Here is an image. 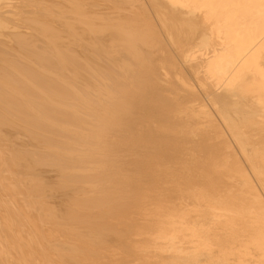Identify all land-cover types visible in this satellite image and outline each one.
<instances>
[{"label":"bare ground","instance_id":"obj_1","mask_svg":"<svg viewBox=\"0 0 264 264\" xmlns=\"http://www.w3.org/2000/svg\"><path fill=\"white\" fill-rule=\"evenodd\" d=\"M6 129L35 150L9 147ZM41 168L73 193L64 212ZM259 189L264 0H0V264H99L108 237L136 235L200 264L221 238L202 217L262 223Z\"/></svg>","mask_w":264,"mask_h":264},{"label":"rangeland","instance_id":"obj_2","mask_svg":"<svg viewBox=\"0 0 264 264\" xmlns=\"http://www.w3.org/2000/svg\"><path fill=\"white\" fill-rule=\"evenodd\" d=\"M197 89H199V92L201 91L198 85H197ZM200 93H201V96H203V98H205L206 95H205L202 91H201ZM11 132H14V131H13V130H10V129H6V134H7V136L9 137V140L11 139L10 142L12 141V142H11L12 144H11L10 142L8 143L9 147H14L16 150H20V149H24V148H25L24 150H29V149H30V150H32V149L35 150L36 147L33 146V145H31L30 143L26 142L27 139L25 140V137H24L23 135L19 134V132H17V129H16L17 135H15V133H11ZM19 135L21 136V137H19V138L22 139V138L24 137V140H23V139L20 140V139L18 138ZM14 136H15V137H14ZM22 136H23V137H22ZM11 137H13V138H17V140L12 139ZM14 140H15V141H14ZM18 140H19V142H21V141H23V142H21V143H17L16 141H18ZM13 142H14V143H13ZM26 143H27V144H26ZM13 144H14L15 146H13ZM22 144H23V145H22ZM11 145H12V146H11ZM21 145H22V147H21ZM25 145H26V146H25ZM30 145H31V146H30ZM19 146L21 147L20 149H19ZM27 147H28V148H27ZM31 147H33V148H31ZM26 148H27V149H26ZM131 159H132V158H129V157H128V158H126L125 160H126V161L128 160L127 162H131ZM129 160H130V161H129ZM130 167H131V166H129V163H128V167H127V169H128V170L130 169V170H129L128 172H126V174H128L129 176H135V175H133V171H134V169L132 170V167H131V168H130ZM45 169H46V168L37 169V173L40 171V173H38V176L41 177V178H42L41 180H43L48 186H50V185H52V184L54 183V184H53L52 186H50V187L53 188L54 185H55V187L53 188V191H54V189L57 190L56 193H55L57 196L54 194L55 196L53 195V196H54V197H53V196H52L53 193H50L51 196H50V194L47 195V193H49V192H50L49 190L51 189L50 187H49V188H50L49 190H48V188H47V190H48L47 193H46L47 197H48V196H49V197H52V200L54 201V202L51 201L52 203H50V202H49V203L52 204L51 206L56 207V209L58 208V209H57L58 211H60V212H64L66 206L68 205L67 203H68V201H69V198H71V196L73 195V193L71 192V190H67V189H66V190H67L66 192H64V191H62V190L60 191V187H59V184H58V183H60V182H59V180L57 179L58 177H59V179H60V176H59L58 174H56L57 172H54L53 169H50V168H47L46 170H45ZM49 169H50V170H49ZM24 170H26V169H24ZM44 171H45V172H44ZM51 171H52V172H51ZM22 173H23V171H22ZM47 173H48L49 175H48ZM50 173H51V175H50ZM52 173H53V174H52ZM54 173H55L56 175H58V176H56ZM39 174H41V175H39ZM131 174H132V175H131ZM46 175H47V176H46ZM43 176H44V177H43ZM217 176H218V175H216V176L214 175V176H213L214 179H215ZM25 177H26V176H25ZM50 177H51V178H50ZM213 177H211V178H213ZM218 177H220V175H219ZM229 177H230V176H229ZM236 177H238V176H236ZM19 178L23 180L22 175H20ZM54 178H55L56 180H58V181H56ZM162 178H163V176H162ZM225 178H226V176H222L221 179H224V180H221V179L219 178L218 181L221 182V181H225V180H226L227 182H230V179L228 178V176H227V179H225ZM230 178H231V177H230ZM48 179H49V180H48ZM50 179H51V181H50ZM216 179H217V178H216ZM53 180H54V181H53ZM143 180H144V181H147V179H145V177H144ZM24 181H25V179H24ZM49 181L52 182V183H51V184L48 183ZM23 183H24V182L22 181V184H23ZM26 183H27V182H26ZM26 183L24 184V185H26L25 188H27V187L29 186V185L26 184ZM221 183H223V182H221ZM255 183H256V182H255ZM20 184H21V183H20ZM20 184H19V185H20ZM22 184H21V186H23V187H22V189H23V188H24V185H22ZM57 184H58V185H57ZM218 184H219V183H218ZM19 185H18L17 187L20 188L21 186H19ZM27 185H28V186H27ZM214 185H215V184H214ZM56 186H58V187H56ZM215 186H216V185H215ZM19 188H17L16 192H15V191L13 192V190H11V193H15V194H11V196H13V198L16 196V197L13 199L14 201H11V202L9 201V203H10L11 205H12V202L15 203V201H16V203H17V200H19L20 203L22 202V196L19 197V196L21 195V194H20V191H21L22 189L20 188V189H21V190H20ZM25 188H24L21 192H25V193H26L27 189H26V191H24ZM0 191H1V190H0ZM259 191L262 192V190H260V189H259ZM68 192L71 193V194H69ZM1 193H2V192H0V194H1ZM61 193H62V194H61ZM65 193H66V195H65ZM3 194H4V193H3ZM60 194L63 195L64 199L62 198V196H60ZM262 194H263V196H264V192H262ZM9 195H10V194H9ZM58 195H59V196H58ZM68 195H69L70 197H69ZM5 196H6V195H5ZM11 196H10V197H11ZM65 196H66V198H65ZM67 196H68V197H67ZM3 197H4V196H3ZM60 197H61V198H60ZM11 198H12V197H11ZM37 198H38V197H37ZM55 198H56V200H55ZM57 198H59V199H57ZM67 198H68V199H67ZM6 199H8V198H5V200H6ZM59 200H61V202H60ZM65 200H66V201H65ZM6 201H7V200H6ZM55 202H56V203H55ZM16 203H15V204H16ZM237 203H239V202H237ZM57 204H58V205H57ZM17 205H18V206H22L23 203H22V204L17 203ZM205 205H207V206L210 205V206H211L210 203H209V204H205ZM205 205H204V206H205ZM237 205H240V204H237ZM207 206H206V207H207ZM216 206H217V205H216ZM10 207L15 208V206H10ZM24 207H25V204H24ZM63 207H64V208H63ZM211 207H213V206H211ZM217 207H218V206H217ZM25 209H26L27 211H29V208H25ZM212 209H213V211H214V213H215L214 215L217 216V219H218V218H219V217H218V216H219V215H218L219 212L217 211L218 208L216 209V207H215V205H214V207H213ZM214 209H215V210H214ZM220 209H221V208H220ZM220 209H218V210H220ZM2 210H3V209L0 208V214L3 213V214L5 215L6 212L4 213V211H2ZM198 210H199V209H198ZM198 210H197V211H198ZM200 210H202V209H200ZM200 210H199V212H202V211H200ZM187 211H190V210H186L185 213H188ZM35 212H36V211H35ZM191 212H193L194 214H192V216L189 215V216H190L189 219H194V218H191V217H193L194 215H195V216L198 215V212H196V213H197V214H196L195 211H194V209H191ZM191 212H189L188 214H191ZM207 212H208V211L206 210V213H207ZM203 213H205V211L202 212V216L205 215V214H203ZM208 213H209V212H208ZM38 214H39V213H38ZM38 214H37V213H36V214H35V213L32 214L33 217H32L31 219H32V220L34 219L35 221L38 222V221L40 220V219H39L40 217L38 216ZM200 214H201V213H200ZM6 215H7V213H6ZM206 215H207V214H206ZM236 215H237V214H236ZM198 216H199V215H198ZM209 216H210V217H209ZM212 216H213V215H212ZM212 216H211V214H210V215L208 214L207 217H206V216H205V217L203 216V217H204V218H208V217L211 218ZM215 216H214V218H216ZM224 216H225V215H224ZM224 216H222V218H223ZM196 217H197V216H196ZM196 217H195V220H196L197 218H201L200 216L197 217V218H196ZM203 217H202V222L204 223V221H205L206 224L208 225V226H206V224L204 223L205 226H206V227H210L211 229H212L213 226H214V227H217V228H214V227H213V228H214L213 230L216 229V231H214V232L220 233L219 236H220L221 238H220L217 234H215V235H217V237L220 238V239H218L217 243H216V242H212V243H214L215 246H213V247L210 248V249H206V251H207V250H208V251L211 250V252H209V254H208V251H207V252L205 251L209 256H208V258H206V259H204V257H202L203 259H200V261H202L200 264H257V263H260V264L263 263V264H264V258H263V256H264V253H263V252H264V249H263V247H264V244H263L264 241H263V243L261 242L262 240H264V239L262 238V237H264V236H262V235L259 233V231L263 229V228H262V225L264 224V222H262V223H260V222H259V223L254 222L253 220H255V217H254V215H252V214L245 215V217H243V219L241 218L242 216H241V217H237L236 219H235V217H234V218H233V222H234V223L232 224V229H233V230H230L228 227L226 228V226H224V225H225V222H224V221H227V216H225V219H224V218L222 219V220H224V221H221V220L219 219L223 224H222L221 222H219V220H218L217 222H219V223H217L216 225H215V224H211V221H213V220H211V219L208 218L207 220H209V221H210V222H209V221H207V220H204ZM248 217H249L250 219L253 218V217H254V218L251 219V221H249L250 219H249ZM148 218H149V217H148ZM148 218H146V219L148 220ZM220 218H221V216H220ZM246 218H247V221H246ZM138 219H139V218H138ZM140 219H141V217H140ZM140 219H139V220H140ZM189 219H188V220H189ZM217 219H216V220H217ZM237 219H238V220H237ZM244 219H245V220H244ZM153 220H155V218H153ZM153 220H152V217H150V220H148V221L151 222V221H153ZM188 220H187V221H188ZM5 221H6V222H9V220H5ZM5 221L3 220V222H2L3 226H4V222H5ZM237 221H239V223H238ZM240 221H241V222H240ZM10 222H11V220H10ZM10 222H9V223H10ZM149 222H147V223L149 224ZM244 222L246 223L245 226H244L243 224H240V223H244ZM9 223H8V224H9ZM144 223H145V222H144ZM236 223H237L238 225L240 224L241 226H240V225L238 226ZM245 223H244V224H245ZM5 224H6V223H5ZM210 224H211V225H210ZM218 224L220 225V228H223V229L225 228V229H224V230H223V229H219V228H218ZM255 224H257V226H256ZM260 224H261V225H260ZM6 225H7V224H6ZM9 225H10V224H9ZM209 225H210V226H209ZM212 225H213V226H212ZM233 225H235V226H233ZM259 225H260V226H259ZM0 226L3 227L2 225H0ZM211 226H212V227H211ZM222 226H223V227H222ZM254 226L258 227V229H257L256 227H255V229H254V228H253ZM9 227H10V226H9ZM246 227H247V228H246ZM3 228H4V227H3ZM5 228L9 230V228H7V226H6ZM259 228H260V229H259ZM6 229H5L6 234L9 235V234H10V230H9V232H7L8 230H6ZM49 229H50V228H49ZM226 229H227V231H225ZM243 229H244V230H243ZM253 229H254V230H253ZM256 229H257V230H256ZM217 230H222V231H224L225 233L222 232V231H217ZM228 230H230V231H228ZM234 230H235V231H234ZM236 230H237V231H236ZM240 230H241V232H242V230H243V232L241 233ZM248 230H249V231H248ZM255 230H256V232H254ZM258 230H259V231H258ZM250 231H251V232H250ZM230 232H231V233H230ZM236 232H238V233H236ZM249 232H250V233H249ZM15 233H16V230H15ZM226 233H227V234H226ZM244 233H245V234H244ZM247 233H248V234H247ZM261 233L264 234V229H263V231H261ZM228 234H229V235H228ZM231 234H232V235H231ZM234 234H235V236H233ZM238 234H239V235L241 234V235L239 236ZM258 234H260L262 237H261L260 235H258ZM224 235H226V236H224ZM230 235H231V236H230ZM252 235H253V237H252ZM25 236H26V235H23V237H24L23 239H24V240H22V242L25 241V238H26ZM136 236H137V235H136ZM136 236H135V237H136ZM142 236H143V235H141V236H139V237H136L139 241L136 240L135 237H132V238L130 239V241L127 240L128 242H127L126 240H124V239H121L122 237H121L120 239H119V238L117 239L115 236H113V237H108V238L106 239V240H107V243H109V244H108V248H109V249H107L108 252H109V251H112L111 248H113L114 250H115V249L117 250V252H116V251H113L114 253L116 252L117 254H118V253L120 254V253L122 252L121 255L118 254L119 256L116 255V253L113 254V253H110V252H109V254H113V255H115V256H118V258L115 259L114 256L111 255V256H113V258L115 259L114 262L116 261L117 264H122L121 262H124L123 264H126V263H127V264H128V263H129V264H130V263L133 264V263L136 261V257H139V258H137V264H139V263H140V264H175V263H176V262H174V261L172 260V258H171V257H172V254H171V256L169 255L171 252H169L168 249H167V252H166V250H165V248H166V244H164V242H161V243H160V241H157V244H158V245L160 244V246H158V245H156V244L154 243V240L152 241V239H151L152 237H151L150 240H149V239H148L149 237H148V238H145V236H144L143 238H141ZM147 236H149V235H147ZM249 236H250V237H249ZM254 236H255V237H258V236H259L258 239L261 237L260 240H259V242H261L260 244L262 245V251H263V252L261 251V247H260L261 245H260L259 243H257V240H258V239L255 238ZM9 237H10V236H9ZM15 237H16V236H15ZM234 237H235V238H234ZM236 237H238V238H236ZM16 238H17V237H16ZM139 238H140V239H139ZM144 238L149 240V241H148V244H147V242H146V240H145ZM153 238H155V236H154ZM224 238H225V239L227 240V242H228V245H229V246L227 245L228 247L226 246L227 243H226V240H225ZM251 238H255V239H257V240L255 241L256 243L254 242L255 244L249 242V241H252ZM132 239H135V240H132ZM216 239H217V238H216ZM223 239H224L225 242L223 241ZM230 239H231V241H229ZM234 239H237V240H234ZM240 239H241V240H240ZM261 239H262V240H261ZM119 240H120V241H119ZM140 240H141V241L143 240V241L145 242L144 247H145V246H148V247H146V249H147L148 252H149V246H150V249H151V247H153L152 250H151V253L153 252L152 254H150V252H149V253H145L146 250L143 251V252H141L140 250H141L142 247H141V245H140L139 247L136 246L135 249L137 248V250H138V255L141 254V253H142V254L139 255V256L137 255V250H135L134 247H131V246H132V245L135 246L137 243H138V245L141 244L142 242L139 243ZM220 240H221V241H220ZM233 240H234L235 242H238V243H235ZM116 241H117V242H116ZM121 241H122V242H121ZM124 241H125V242H124ZM253 241H254V240H253ZM253 241H252V242H253ZM126 242L129 244V248H128L127 252H126V250H125V246H124ZM131 242H132V243H131ZM133 242H135V245L133 244ZM136 242H137V243H136ZM151 242H153V243H151ZM221 242H222V243L224 242V243H225V246H226L227 248H226ZM229 242H230V243L232 242L231 245H230ZM117 243H118V244H117ZM130 243H131V244H130ZM150 243H151L153 246H152V245H149ZM162 243H163V245H165V247H164V246H163V247L161 246ZM219 243L222 244V246L225 247V248H226L227 250H229V251H226L225 248H223L222 252H220L221 249H222V247H220L221 245L218 246ZM122 244H123V245H122ZM232 244H233V246H232ZM258 244H259V245H258ZM110 245H111V246H110ZM115 245H117V246H115ZM126 245H127V244H126ZM234 245H235V246H234ZM154 246H155V248H154ZM156 246H157V247H156ZM217 246H218V248H217ZM117 247L120 248V249H118ZM121 247H122V248H121ZM158 247L164 248L165 251H164V250H162V251L160 250L161 252H163V251L165 252V253L163 252V253H164L163 255H162V253H161L160 251H159V252H160L161 255L158 254V251H157V250L155 251V249L158 248ZM230 247H231V249H230ZM132 248H133L134 250H131ZM138 248H140V250H139ZM232 248H233V249H232ZM110 249H111V250H110ZM122 249H123V250H122ZM142 249H144V248H142ZM159 249H160V248H158V250H159ZM212 249H213V250H212ZM215 249H216V250H215ZM258 249H259V250H258ZM107 250H104V251H105L104 253L108 254V253H107ZM118 250H119L120 252H118ZM123 251H125L126 253H124ZM135 251H136V252H135ZM139 252H140V253H139ZM213 252H214V253H213ZM224 252H225V253H224ZM260 252H261V254H260ZM123 253H124L125 256L122 255ZM143 253H144L145 255H146V254H147V255L145 256ZM211 253H212V254H211ZM223 253H224V254H223ZM106 254L104 255L106 259L103 258V259L100 260V261L104 262L103 260H107L108 262H110V261H109V260H110L109 257L111 258V256L108 254L109 256L107 257ZM133 254H135V256H134ZM149 254H150V255H149ZM154 254H156V255H154ZM157 254H158V255H157ZM210 254H211V255H210ZM129 255H130V256H129ZM132 255H133V256H132ZM143 255H144L145 257H143ZM148 255H149V256H148ZM151 255H153V256H151ZM224 255H225V256H224ZM122 256H123V257H122ZM8 257H9V256H8ZM119 257H120V258H119ZM126 257L130 258V260H128ZM125 258H126V260H128L127 262H126ZM131 258H135V259H134L135 261H134L133 259L131 260ZM111 259H112V258H111ZM123 260H125V261H123ZM120 261H121V262H120ZM102 262H100V263L102 264ZM108 262H107V264H110V263H108ZM112 262H113V259L111 260V264H115V263H112ZM118 262H119V263H118ZM125 262H126V263H125ZM98 263H99V262H98ZM100 263H99V264H100ZM105 263H106V261L104 262V264H105ZM135 263H136V262H135ZM135 263H134V264H135ZM69 264H73V263H69Z\"/></svg>","mask_w":264,"mask_h":264}]
</instances>
